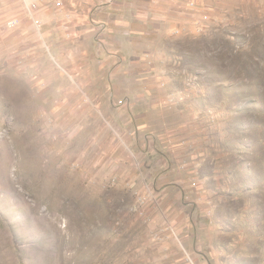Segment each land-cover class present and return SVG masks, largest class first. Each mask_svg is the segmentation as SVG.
Masks as SVG:
<instances>
[{
    "label": "rangeland",
    "instance_id": "obj_1",
    "mask_svg": "<svg viewBox=\"0 0 264 264\" xmlns=\"http://www.w3.org/2000/svg\"><path fill=\"white\" fill-rule=\"evenodd\" d=\"M91 2L0 0V264H264V0Z\"/></svg>",
    "mask_w": 264,
    "mask_h": 264
},
{
    "label": "crops",
    "instance_id": "obj_2",
    "mask_svg": "<svg viewBox=\"0 0 264 264\" xmlns=\"http://www.w3.org/2000/svg\"><path fill=\"white\" fill-rule=\"evenodd\" d=\"M151 1H159V0H93V2H91V5L89 4L88 5V13H90L92 10L91 9H96V7H100L101 5H104V7H100L98 9V11H96V14L98 15L99 14V10L104 12L106 11V13L109 15V14H112L115 12H112V9L114 11V9L116 8L115 6L117 4H120V3H124V7L127 6L128 4V9L130 10L131 14H136V15H139V16H142L146 13V9L147 8H144V7H147L146 6V3H150ZM166 1V0H165ZM131 5H134L135 7L131 8ZM93 7V8H92ZM155 7V6H153ZM125 9V8H124ZM81 10V11H80ZM80 10H74L70 13V17H65V18H59V17H56V21L57 23H55L54 25V28L53 30L54 31H58V34H65V37L67 38H73L75 37L76 35H87L86 32L90 31V29H88L89 26H95L94 22L95 20H91L90 22L88 21V18H87V14L86 11H84L83 8H81ZM126 11V9H125ZM71 14H73L71 16ZM126 14V12H125ZM125 17V15H124ZM81 20H86L85 22L83 23H80ZM114 28L112 29L113 31H118V29H120L122 27L121 22L120 20L118 19V17H115L114 18ZM123 26L125 25L126 21L125 19H123ZM128 24L129 27L132 28L131 25L132 22L130 23V21H128ZM94 29H100L99 27H94ZM94 29H91V30H94Z\"/></svg>",
    "mask_w": 264,
    "mask_h": 264
},
{
    "label": "built area",
    "instance_id": "obj_3",
    "mask_svg": "<svg viewBox=\"0 0 264 264\" xmlns=\"http://www.w3.org/2000/svg\"><path fill=\"white\" fill-rule=\"evenodd\" d=\"M33 1H35V2H38V3H39V2H41L42 0H33ZM59 5H61V4H59ZM67 17H70V14H68V15H67ZM36 22H39V21L37 20Z\"/></svg>",
    "mask_w": 264,
    "mask_h": 264
}]
</instances>
